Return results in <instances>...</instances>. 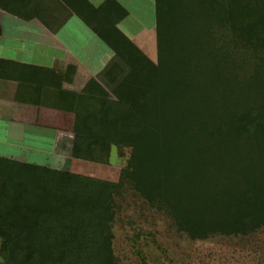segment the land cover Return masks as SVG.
<instances>
[{
    "label": "trees",
    "instance_id": "trees-1",
    "mask_svg": "<svg viewBox=\"0 0 264 264\" xmlns=\"http://www.w3.org/2000/svg\"><path fill=\"white\" fill-rule=\"evenodd\" d=\"M64 1L114 52L102 72L106 84L92 78L72 93V155L100 158L99 149L112 143L132 152L117 183L0 159V252L11 262L22 253L27 264H115L107 220L124 183L191 237L261 229L264 12L258 0H156L157 63L118 27L128 10L117 0L99 7ZM0 8L27 20L45 18L33 0H0ZM37 74L0 59L2 79L27 82Z\"/></svg>",
    "mask_w": 264,
    "mask_h": 264
},
{
    "label": "crops",
    "instance_id": "crops-1",
    "mask_svg": "<svg viewBox=\"0 0 264 264\" xmlns=\"http://www.w3.org/2000/svg\"><path fill=\"white\" fill-rule=\"evenodd\" d=\"M33 1L44 10V19L27 20L0 8V59L38 70L27 82L0 78V159L50 167L67 150L72 154V93L83 92L95 77L93 69L114 53L64 0ZM88 1L99 7L106 0ZM117 1L127 17L144 11L145 0ZM35 154L44 164L30 160Z\"/></svg>",
    "mask_w": 264,
    "mask_h": 264
},
{
    "label": "rangeland",
    "instance_id": "rangeland-1",
    "mask_svg": "<svg viewBox=\"0 0 264 264\" xmlns=\"http://www.w3.org/2000/svg\"><path fill=\"white\" fill-rule=\"evenodd\" d=\"M153 1L145 0L142 15L135 13L134 16L125 17L118 27L142 52L157 63V22ZM256 6L258 11L264 12V0H258ZM263 26L258 30L262 38ZM108 54L109 51L105 56ZM105 61L93 69L94 78L103 84H106V81L102 72L110 62L106 59ZM252 67L248 62V70L251 71ZM107 88L110 89L108 86ZM98 152L102 157L90 156L87 159L75 158L67 150L63 160L59 159L49 166H56L54 169L61 172L70 171L83 177L119 182L122 170L128 165L132 147L112 143L107 148H100ZM30 160L44 164L41 154H35ZM112 210L113 215L107 220V225L110 227L115 264H264V226L245 236L213 234L194 238L180 231L167 212L150 205L148 200L128 183L121 185L114 195ZM6 255L8 254L0 252V264H27L22 253L18 254L19 260L15 262L7 259Z\"/></svg>",
    "mask_w": 264,
    "mask_h": 264
}]
</instances>
